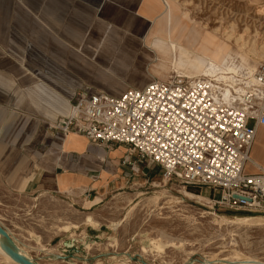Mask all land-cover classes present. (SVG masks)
I'll list each match as a JSON object with an SVG mask.
<instances>
[{"label": "crops", "instance_id": "1", "mask_svg": "<svg viewBox=\"0 0 264 264\" xmlns=\"http://www.w3.org/2000/svg\"><path fill=\"white\" fill-rule=\"evenodd\" d=\"M163 18L162 0H0V225L11 238L30 236L28 213L50 214L53 203L58 219L70 207L86 215L135 173L144 175L147 167L122 164L137 161L127 147L96 146L54 127L69 116L77 93L118 96L157 80L150 56L157 51L170 60V42L143 39ZM250 159L248 174L264 170V127ZM88 231L100 229L81 221L52 241L59 238L57 251L65 253L61 243ZM51 245L37 250L45 254Z\"/></svg>", "mask_w": 264, "mask_h": 264}, {"label": "rangeland", "instance_id": "2", "mask_svg": "<svg viewBox=\"0 0 264 264\" xmlns=\"http://www.w3.org/2000/svg\"><path fill=\"white\" fill-rule=\"evenodd\" d=\"M162 1L164 18L143 40L172 42L180 53V61L175 66L169 64V59L163 64V55L155 51L149 62L154 79L165 81L173 75L204 78L200 72L207 58L217 56L244 59L243 66L231 75L236 81L249 68L264 62L247 50L241 53L234 42L240 39L239 44H253L256 49L264 46V0ZM141 173H135L129 184L119 185V190L86 215L74 214L70 207L69 214L64 212L58 219L59 210L53 203L50 214L28 213L30 236L15 241L23 245L29 256L36 255L39 264H237L247 259L264 263V215L218 208L212 199L217 200L219 194L208 188L199 189L200 197L207 201L189 197L194 194L175 181L163 180L157 167L149 166L144 175ZM31 202L25 203L33 207ZM84 216L91 218L83 220ZM63 217L69 220H61ZM238 217L263 219L239 228L217 220L233 221ZM81 221L100 229L98 235L88 231L86 236L77 238L72 234L70 239L76 241L75 246L65 253L58 252L59 238L52 241L53 236L71 230ZM50 243L49 251L39 253L37 249H45ZM60 248H64L62 243ZM55 255L66 259H53ZM0 264L15 263L0 249Z\"/></svg>", "mask_w": 264, "mask_h": 264}, {"label": "built area", "instance_id": "3", "mask_svg": "<svg viewBox=\"0 0 264 264\" xmlns=\"http://www.w3.org/2000/svg\"><path fill=\"white\" fill-rule=\"evenodd\" d=\"M232 82L235 90L225 94ZM264 127V62L251 74L221 80L173 75L118 96L77 93L69 116L54 128L96 146L127 147L132 171L158 167L165 181L218 193L212 203L264 215V170L248 174L256 131Z\"/></svg>", "mask_w": 264, "mask_h": 264}, {"label": "bare ground", "instance_id": "4", "mask_svg": "<svg viewBox=\"0 0 264 264\" xmlns=\"http://www.w3.org/2000/svg\"><path fill=\"white\" fill-rule=\"evenodd\" d=\"M229 39H230V36L227 37V40H229ZM238 41H240V39H236V41H234V42L238 45V50L241 53L242 52L244 53L245 50H247L248 53H251L253 56L257 57L259 60H262V61L264 60V46L261 47L260 49L259 48L256 49L253 44H246L245 42H241V44H239ZM145 48L151 50V48L149 46H147V45H145ZM169 49H170V60H169L170 62H169V64L172 65V66H175L180 61V58L178 60V55L180 53L177 50L176 46L172 42L169 43ZM161 62L163 64H165L166 61H161ZM161 62H160L159 65H161ZM194 63H196V62H193V64ZM243 64H244V59L236 60L235 58H230V57H228V58L226 57V58L220 59L217 56L208 57L207 58V63H206V65H203L204 67H203V69H201L200 75L203 76V77H214V76H216V77L220 78L221 80L231 81V79H232L231 75L235 74L236 71L241 66H243ZM198 66H200V65H198ZM198 66L196 65V67H198ZM201 66H200V68H201ZM190 67H191V64H190ZM252 71H253V68H249L247 73L251 74ZM198 74L199 73H197V75ZM188 75H189V72H188ZM185 77L188 78V79H197L198 78V77H189V76H186V75H185ZM233 90H235V87L233 86L232 82H229L228 86L225 88V94L226 95H230V94L232 95V91ZM189 197L207 201V199H205L204 197H200V196H197V195H189ZM87 219H89V218H87ZM261 219H263V218H261V217H238V218H236L233 221H228V220H223L221 218H217V220H219L220 222H223L225 224L231 225V226H233L235 228L243 227V226L250 225V224H257V223L261 222ZM13 242H14L15 246L17 247L18 251L21 254L26 256L28 259H31L30 256L27 254V252L15 240H13ZM161 247L158 246L157 248H161ZM2 254L6 255L3 251H2ZM237 264H264V263L259 262V261L254 260V259H247V260H244V261H240Z\"/></svg>", "mask_w": 264, "mask_h": 264}, {"label": "water", "instance_id": "5", "mask_svg": "<svg viewBox=\"0 0 264 264\" xmlns=\"http://www.w3.org/2000/svg\"><path fill=\"white\" fill-rule=\"evenodd\" d=\"M76 241L74 239H70L62 243L63 252L66 249H70L75 246ZM0 248L1 250L16 264H36L32 259H28L26 256L21 254L17 247L15 246L13 239L10 234L0 225ZM53 259L57 260H65L66 257L55 256Z\"/></svg>", "mask_w": 264, "mask_h": 264}, {"label": "trees", "instance_id": "6", "mask_svg": "<svg viewBox=\"0 0 264 264\" xmlns=\"http://www.w3.org/2000/svg\"><path fill=\"white\" fill-rule=\"evenodd\" d=\"M200 188L198 187H186L187 192L194 194V195H201V191L199 190Z\"/></svg>", "mask_w": 264, "mask_h": 264}]
</instances>
